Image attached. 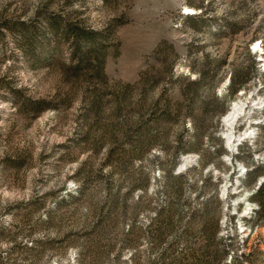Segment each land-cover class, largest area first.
I'll use <instances>...</instances> for the list:
<instances>
[{
	"label": "rangeland",
	"instance_id": "obj_1",
	"mask_svg": "<svg viewBox=\"0 0 264 264\" xmlns=\"http://www.w3.org/2000/svg\"><path fill=\"white\" fill-rule=\"evenodd\" d=\"M254 38L264 0H0V264H264Z\"/></svg>",
	"mask_w": 264,
	"mask_h": 264
},
{
	"label": "bare ground",
	"instance_id": "obj_2",
	"mask_svg": "<svg viewBox=\"0 0 264 264\" xmlns=\"http://www.w3.org/2000/svg\"><path fill=\"white\" fill-rule=\"evenodd\" d=\"M189 11H188L189 13H193V14L195 13V11L194 12L192 10H189ZM246 108L247 107H245V104H243L242 102L236 101L229 108V111L226 113V115H224V117H222V122H224L223 125L225 127L224 131H223V136L225 139L226 148L231 153H233V149L239 144L240 140L244 139L245 137H247L249 135V131H250L249 129L250 128L246 129L243 134L238 135L235 132V125H236L237 121L239 120V118H241L242 115H245L242 113L245 112ZM189 160H190V157L185 156L183 158V163L180 165V168L186 166V164L189 162ZM248 195H249V193H247L244 196L248 197ZM249 204L250 205L247 207V210L253 208V204H251V203H249Z\"/></svg>",
	"mask_w": 264,
	"mask_h": 264
},
{
	"label": "trees",
	"instance_id": "obj_3",
	"mask_svg": "<svg viewBox=\"0 0 264 264\" xmlns=\"http://www.w3.org/2000/svg\"><path fill=\"white\" fill-rule=\"evenodd\" d=\"M194 18L193 17H191V18H189L188 19V21L190 22V23H192V22H194V20H193ZM92 33V32H91ZM78 35H82V32H78ZM89 36H91L90 34H89ZM88 37V36H87ZM92 42H94V41H92ZM92 44V43H91ZM91 47H92V45H90ZM75 52H76V50H75ZM253 63V66H254V62H252ZM254 69H255V67H254ZM51 104L49 103V102H47V101H44V100H34V101H29V105H28V107L30 108H28V110H33V111H35V112H40L41 110H44L45 108H47V107H49ZM91 105H93V102H91ZM6 163L7 164H9V165H11V166H17V165H19L20 164V162L18 161V160H15V159H7L6 160ZM182 206H180L179 205V203H175L173 206H172V208H168V205H166V204H163V205H160L159 206V210H158V213L156 214V217H155V221L156 222H158V224H159V226H158V229L161 227V224L166 220V218L165 217H163V215H164V213L165 212H167V211H171V212H175V213H178L177 215V219H175V222L176 223H180V218L182 217V213H183V211H182V208H181ZM194 214V213H193ZM133 226V225H132ZM133 229H134V227H132L131 229H130V231H129V233H131L132 231H133ZM162 234V232L159 230V232L157 233V239L159 238V240L163 237V235H161Z\"/></svg>",
	"mask_w": 264,
	"mask_h": 264
},
{
	"label": "built area",
	"instance_id": "obj_4",
	"mask_svg": "<svg viewBox=\"0 0 264 264\" xmlns=\"http://www.w3.org/2000/svg\"><path fill=\"white\" fill-rule=\"evenodd\" d=\"M195 11L196 12L194 14H191V13H189L187 11H184V10H181L180 13H181V16H188V15L190 16V15H196V14L200 13L201 10H198V11L195 10ZM250 34H253V30H251ZM250 44L254 46V48H252V49L254 50V53L259 57L257 59V61L254 62L255 72L257 74L262 75V74H264V40L261 39V38H259V39L258 38H254V39H252ZM256 104H257V102H256ZM263 107H264V105L259 107V105L255 106V104L250 106V108H252L253 110L254 109L255 110L262 109ZM257 124H259V123L258 122H253L250 125L256 126ZM256 188H257V186H256Z\"/></svg>",
	"mask_w": 264,
	"mask_h": 264
}]
</instances>
